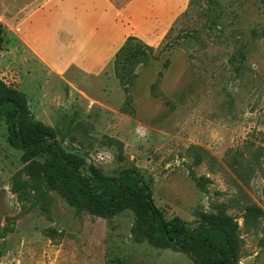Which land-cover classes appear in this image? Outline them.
I'll return each mask as SVG.
<instances>
[{"label": "rangeland", "instance_id": "1", "mask_svg": "<svg viewBox=\"0 0 264 264\" xmlns=\"http://www.w3.org/2000/svg\"><path fill=\"white\" fill-rule=\"evenodd\" d=\"M33 1L0 0V77L26 92L34 117L85 171L137 168L168 219L196 227L201 212L225 206L237 264H264V0H184L160 40L131 37L98 71L62 72L39 63L21 40L19 10ZM8 136L1 120L0 264L200 263L135 233L130 208L105 218L56 187L47 203L36 201L23 150ZM37 160L40 172L45 157Z\"/></svg>", "mask_w": 264, "mask_h": 264}, {"label": "trees", "instance_id": "2", "mask_svg": "<svg viewBox=\"0 0 264 264\" xmlns=\"http://www.w3.org/2000/svg\"><path fill=\"white\" fill-rule=\"evenodd\" d=\"M168 64L166 60L165 65ZM126 67L124 65L125 72ZM1 120L8 126L9 143L23 150L30 188L38 192L36 201L47 203L49 190L56 187L74 203L83 202L93 214L105 218L130 208L137 215L135 233L154 246L175 244L179 250L197 255L199 264H237L236 225L225 206H219L216 213L201 212L196 227L187 226L179 216L168 219L155 203L149 183L137 168H126L119 176L105 175L94 165L89 171L83 170L82 160L67 153L54 133L34 117L26 92L0 77ZM114 141L109 139L111 143ZM116 143L124 159L123 143L119 140ZM40 156L45 160L39 172L37 157ZM201 161L202 155H198L196 162ZM203 179L196 178L200 185Z\"/></svg>", "mask_w": 264, "mask_h": 264}, {"label": "crops", "instance_id": "3", "mask_svg": "<svg viewBox=\"0 0 264 264\" xmlns=\"http://www.w3.org/2000/svg\"><path fill=\"white\" fill-rule=\"evenodd\" d=\"M184 0H34L19 10L21 40L39 63L56 72L78 65L98 71L123 53L127 40L165 36Z\"/></svg>", "mask_w": 264, "mask_h": 264}, {"label": "clouds", "instance_id": "4", "mask_svg": "<svg viewBox=\"0 0 264 264\" xmlns=\"http://www.w3.org/2000/svg\"><path fill=\"white\" fill-rule=\"evenodd\" d=\"M147 134V129H144V132H143V135H146ZM96 159L98 160H103L105 159V154L104 153H100L98 154V156L96 157ZM107 160L109 162L113 161L114 160V156L112 155V153H108L107 154Z\"/></svg>", "mask_w": 264, "mask_h": 264}]
</instances>
